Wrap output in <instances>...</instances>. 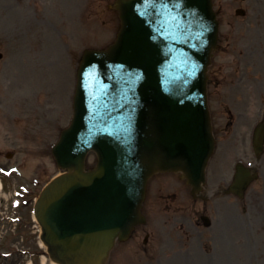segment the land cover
<instances>
[{
    "label": "water",
    "instance_id": "obj_1",
    "mask_svg": "<svg viewBox=\"0 0 264 264\" xmlns=\"http://www.w3.org/2000/svg\"><path fill=\"white\" fill-rule=\"evenodd\" d=\"M141 1L117 6L116 42L86 51L79 69L76 117L54 150L64 173L37 205L43 240L59 264H105L116 241L143 222L154 174L182 172L194 191L205 182L215 147L206 95L218 38L212 0H164L168 8L160 10ZM190 1L202 21L186 20ZM90 150L98 163L86 171ZM243 176L238 170L239 195Z\"/></svg>",
    "mask_w": 264,
    "mask_h": 264
},
{
    "label": "rangeland",
    "instance_id": "obj_2",
    "mask_svg": "<svg viewBox=\"0 0 264 264\" xmlns=\"http://www.w3.org/2000/svg\"><path fill=\"white\" fill-rule=\"evenodd\" d=\"M221 1L217 0L216 5ZM223 1L225 29L231 31L232 26L237 25V29H241L235 36L238 42H249L252 38L254 48H264V0L240 2L248 12L246 18L238 19L236 6L227 9V4L233 0ZM119 25L117 14L103 3L89 10L85 0H0V52L4 55L0 60V149H8L11 142H21L24 139V130H21L30 122H36V119L31 120L33 117L41 119L46 143L57 140L58 126L67 125L73 111L76 68L82 52L87 48L108 46L115 40ZM227 42L225 39L223 45ZM221 58L222 54L217 61ZM50 61L56 64L48 70L45 64ZM49 84L54 86L50 95L46 91ZM61 84L66 87L61 88ZM38 89H44L42 100L40 94L35 93ZM13 116L20 118L15 125L9 124ZM95 160L93 154L88 159L91 165ZM44 162L48 181L59 170L47 149ZM262 171L246 200L236 205L233 223L220 232L215 243L206 241L201 245L199 239L192 238L189 250L182 251V243L187 249L191 227L187 233L159 227L166 241L157 255L145 257L137 253L135 238L117 246L108 264H264V167ZM175 179L174 175H166L156 183L171 192L172 186L178 187ZM178 191L181 193L180 189ZM165 202L160 200L158 206L161 205L155 206L156 210L150 215L151 220L160 225L167 223L173 214L165 209ZM14 241L19 243L18 238ZM27 241L34 243L36 239Z\"/></svg>",
    "mask_w": 264,
    "mask_h": 264
},
{
    "label": "flooded vegetation",
    "instance_id": "obj_3",
    "mask_svg": "<svg viewBox=\"0 0 264 264\" xmlns=\"http://www.w3.org/2000/svg\"><path fill=\"white\" fill-rule=\"evenodd\" d=\"M239 65H243L242 62H239ZM259 69L262 73V76L259 79H252L250 82L245 80V82L243 83L244 79L247 77V73L245 74V72H243V76L239 77L237 82L234 84V89L232 85L228 86L227 88H230L234 92L235 102L247 103L248 107H251L250 105L255 108H259L260 106H262L263 108L258 109V114L262 115L264 110V65ZM218 71H215L213 73V77L211 76V84H213L211 99H213L216 103V109H214L213 111V124L215 133L217 135L218 149H221L225 154L231 146L241 147L245 144L249 127L245 123H243V126L240 128L242 130L240 131L239 129L241 135L239 136L238 134H233L234 115L232 111L226 110L227 104H225L224 102L227 98L224 89H226V93L228 94L227 88H225V84L229 82V80L220 77ZM229 76L233 77V74H230ZM241 117L244 118V115H241ZM33 131V129L28 130L26 134V140H37L40 142L43 141V139L38 135L32 137ZM11 144L21 152L25 151L27 147V142L26 144H22L20 142H11ZM27 149H31V146H28ZM36 151L42 152L39 144H37L36 146ZM17 157L18 154L16 152L13 154V159L11 161H15L14 166L17 167V170L13 173L11 177L13 178V180H10V182L14 185L16 190H20V187L22 186L25 187L27 193L24 194V199L29 201L25 206H22V212L25 215L24 222L19 223L17 227H22L23 232L29 234V227L31 226L29 225L27 216L30 215L33 200L37 197V195L45 185V170L42 165L37 164L31 174H25V165L21 163L17 159ZM5 168H9V165H6ZM18 172H20V176L15 175ZM225 177L226 175H223V179H225ZM214 192L215 191L206 192L203 196H201L202 200L200 201V203L195 202L187 205L185 209L187 210V213L183 214L180 219L182 222H184L187 219L192 218V224H175V227H197L200 235H202L203 237L202 241L204 238H207L214 242L216 240V237L220 235V229L217 233L212 232L211 234L209 233V235H207L205 231L203 232V229H211L212 227L221 226L227 227V224L222 221L223 219L220 216V211L217 208V204L215 202L216 193ZM155 194H157V192L153 193L150 196V200L148 199L147 201L146 205L149 209L151 208L154 201H156V197L154 196ZM197 205L200 206L197 207ZM217 214L219 216L218 218L216 217ZM204 218H207V222L204 221ZM205 222L209 223V226H207ZM152 227L155 226L153 224H147L146 226H140L139 228H137V248L140 247L146 253H154L158 250V242L156 243V234ZM141 244L143 245L141 246ZM4 264L10 263L4 261Z\"/></svg>",
    "mask_w": 264,
    "mask_h": 264
},
{
    "label": "bare ground",
    "instance_id": "obj_4",
    "mask_svg": "<svg viewBox=\"0 0 264 264\" xmlns=\"http://www.w3.org/2000/svg\"><path fill=\"white\" fill-rule=\"evenodd\" d=\"M62 86H64V85L62 84ZM43 261H44V262H45V261L47 262V259L44 258ZM51 264H56V263H55V262H51Z\"/></svg>",
    "mask_w": 264,
    "mask_h": 264
}]
</instances>
